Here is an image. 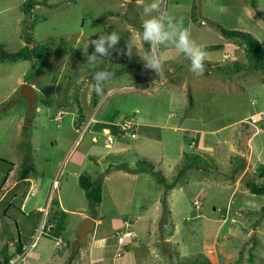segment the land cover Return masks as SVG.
I'll return each instance as SVG.
<instances>
[{
	"label": "rangeland",
	"instance_id": "obj_1",
	"mask_svg": "<svg viewBox=\"0 0 264 264\" xmlns=\"http://www.w3.org/2000/svg\"><path fill=\"white\" fill-rule=\"evenodd\" d=\"M27 1L37 2L28 13ZM164 8L183 19L205 49L202 76L161 46L163 69L148 81L140 57L124 54L125 40L145 19L138 0H0V44L8 53L29 45L30 33L35 43L50 44L32 59L0 61V261L16 251L20 236L25 246L35 245L26 255L15 254L16 264H90L98 230V236L118 237L113 227L125 228L126 220L142 214L151 222L161 208L160 239L152 253L139 254L142 264H208L207 258L212 264H264V195L247 187L264 164V67L255 68L245 44L220 29L250 33L264 44V0H165ZM112 31L121 35L120 51L89 65L83 48ZM62 40L66 45L58 44ZM97 70L114 74L99 95L92 82ZM26 84L37 94L34 111L22 96ZM131 119L135 129L107 140L104 121L128 126ZM30 167L31 189L22 180ZM81 174L102 184L100 203L86 198ZM4 183L11 191L1 199ZM39 205L44 209L36 210ZM54 214L64 215L63 238L45 228ZM87 217L104 224L72 258ZM139 235L141 243L150 240Z\"/></svg>",
	"mask_w": 264,
	"mask_h": 264
},
{
	"label": "clouds",
	"instance_id": "obj_2",
	"mask_svg": "<svg viewBox=\"0 0 264 264\" xmlns=\"http://www.w3.org/2000/svg\"><path fill=\"white\" fill-rule=\"evenodd\" d=\"M138 3L142 5L145 17L142 23V30L137 34L128 36L125 40L124 54L131 58L133 53H135L140 57L143 67L147 70L155 71L157 75L162 71L164 65V59L157 49L161 46L172 48L177 54L182 55L190 62L189 71L195 77L202 76L205 72L206 51L202 45L193 39L190 30L185 27L183 19L176 18L164 8L165 0H150L146 4L144 0H138ZM120 41L121 35L118 31L100 34L96 39L88 41L83 48L87 63L95 66L104 60V58L109 57L112 50L120 51L117 49ZM89 43L94 48L91 54L88 53ZM144 44L151 45L153 50L142 53L141 49ZM113 75L108 70H97L93 72V88L98 95L103 94L106 85L113 78ZM108 129L104 128L103 130ZM107 134H109L108 137H111L112 131L110 130ZM132 236L133 232L129 230L120 235L118 240L120 243H124L126 238ZM120 237H123V241H120ZM26 248H23V253H25ZM13 260H11L10 264H12Z\"/></svg>",
	"mask_w": 264,
	"mask_h": 264
},
{
	"label": "trees",
	"instance_id": "obj_3",
	"mask_svg": "<svg viewBox=\"0 0 264 264\" xmlns=\"http://www.w3.org/2000/svg\"><path fill=\"white\" fill-rule=\"evenodd\" d=\"M255 5V2L253 3ZM37 5V2L34 1H27L24 4V9L28 12H30L35 6ZM223 34L231 39L239 40L240 43L245 44V49H246V54L249 58V60L254 61L256 64H254L255 68L259 67H264V65H260L261 63L264 64V44L254 36H252L250 33H246L244 31L240 30H234V29H226V28H220ZM28 43L29 45L24 46L22 49L15 53H8L7 50L4 48L2 44H0V61L1 60H13L17 61L19 59H24V60H29L32 59L33 57H36L40 55L46 47L50 46V44L47 43H35L34 39L32 38V34L30 33L28 35ZM55 42H52L51 44H54ZM58 44L60 45H66V42L64 40L60 41ZM32 45V46H31ZM146 48H149L151 45L145 44ZM235 69L236 71H240L242 64L239 62H235ZM24 96V95H22ZM96 105H97V100ZM95 105V106H96ZM125 122V121H124ZM100 124V123H99ZM105 124L102 126L101 129L104 128H110L112 131V134H117L120 131L126 132L127 130L134 129V124L131 123L130 127H125L126 130H123V123L120 124H113V123H103ZM97 125V124H96ZM193 142H198L196 140H192ZM187 156H190V154L186 153ZM191 157V156H190ZM195 157L194 160H199L200 155L193 156ZM145 163H147V160H144ZM141 163V162H140ZM138 163V165H140ZM149 163V162H148ZM154 168V165H152ZM32 167V166H31ZM29 168L25 170V173L23 175L24 178H28L30 172L33 170V168ZM138 172L143 171V169L138 168ZM153 172H155L153 170ZM156 173V172H155ZM160 180L162 183H165L168 187L172 183H168L166 181V178L164 175H161ZM177 183V182H176ZM175 183V184H176ZM79 185L84 189L85 196L88 200L94 203H100L102 201V184L94 181L91 176L87 174H81L79 176ZM167 187V188H168ZM247 187L250 189V191L254 194L258 195H264V164H260L253 176L252 179L247 181ZM60 205V204H59ZM262 209L264 210V206H262ZM169 213L171 211L169 210ZM62 214V213H61ZM66 224V221L64 219V215H52L50 216L48 223L46 224L45 228L48 230L47 232L49 233L50 236L56 237V238H63V231H64V226ZM18 246L16 251L13 254H8L3 261H0V264H10L11 260L13 259V256L16 254H20L23 252V243L21 240L18 241ZM65 242V241H64ZM65 244V243H63ZM68 244V243H67ZM208 264H212L211 261L207 258ZM199 264H205L204 261L200 262Z\"/></svg>",
	"mask_w": 264,
	"mask_h": 264
},
{
	"label": "crops",
	"instance_id": "obj_4",
	"mask_svg": "<svg viewBox=\"0 0 264 264\" xmlns=\"http://www.w3.org/2000/svg\"><path fill=\"white\" fill-rule=\"evenodd\" d=\"M142 74L144 77H146V74L143 71H142ZM144 77H142V78H144ZM140 82H142V81H140ZM128 88H132V90H134V89L137 90L139 88L142 89L141 87L136 88L134 86H131V87L129 86ZM99 101L100 100L98 99V103H99ZM98 103H97V106H98ZM104 122H106V121H104ZM131 122L134 124V129H135L136 128L135 121L133 119H131ZM109 130H111V129L109 128ZM22 180L24 182H30L31 183L30 189L32 188V178H30V177L24 178V179L22 178ZM18 184H19V182H17L14 185V187ZM4 186L6 187L5 183L2 187V189H4V190L6 189V191L2 193L1 199L5 198L7 196V194L10 193V191H11L10 188L7 189V188H4ZM30 189L26 193V195L24 196V199L22 200V204L20 205V209L23 211L27 208L28 204L30 203V201H29L30 200V198H29ZM13 195L17 196L16 193ZM43 209H44V207H42L41 205H39L36 208V210H40V211ZM157 210H158V214H156V216L153 217L151 222L149 221V219L142 218V216L144 217V215L142 214V215L136 216L135 221L130 222L129 220H126L124 222L125 228L113 227V228H115V232L118 233V237H119L123 233L129 231L128 227L134 226L135 223H138L137 230H135V231L132 230L133 236L128 237V241L126 238L124 243H120L118 240V237H114V238L110 237V235H108L107 233L106 234L102 233V234H100V236H98V234L100 233L98 230L97 234H95V236H94V238L90 244V248H91L90 249V256H91L90 264H142L141 262H144V259L142 261H140L142 258H139V254H143V252L146 249L152 253L155 250V247H154L155 241L157 242L160 239V235H158V231L160 229L158 222H159V218L161 215V208L160 209L157 208ZM140 220H142V221L140 222ZM102 224H104L102 219H97L95 229H96L97 225H102ZM122 229H124L125 231L122 232ZM101 232H103V231H101ZM140 232L142 233V236L144 234L146 236H149L150 240L146 243H141L140 242V240H141L140 236L141 235H139ZM19 240H21L20 236H19ZM75 240H76V238L74 239V241ZM136 240H138V242H136ZM21 242H22V240H21ZM56 243L58 245H61L65 242L63 240V243H62L61 240H58ZM10 246L11 247L14 246V242H11ZM25 247H27V246L24 245L23 248H25ZM23 252H24V250H23ZM22 253H20V254H22Z\"/></svg>",
	"mask_w": 264,
	"mask_h": 264
},
{
	"label": "water",
	"instance_id": "obj_5",
	"mask_svg": "<svg viewBox=\"0 0 264 264\" xmlns=\"http://www.w3.org/2000/svg\"><path fill=\"white\" fill-rule=\"evenodd\" d=\"M139 68L146 74V79L148 81L153 80L156 76V72L152 70H147L143 66ZM22 94L26 96L28 104L31 108V111H34V106L37 101V94L34 87L26 84L22 88ZM96 226V220L92 217H87L83 223L78 227L77 239L73 243L72 258L79 252L80 248L83 245H86L89 241V233L94 231Z\"/></svg>",
	"mask_w": 264,
	"mask_h": 264
},
{
	"label": "built area",
	"instance_id": "obj_6",
	"mask_svg": "<svg viewBox=\"0 0 264 264\" xmlns=\"http://www.w3.org/2000/svg\"><path fill=\"white\" fill-rule=\"evenodd\" d=\"M252 122L256 123L255 120L254 121L252 120ZM125 127H130V125L129 124H128V126H127V124L123 125V130H126ZM108 141L111 142L112 141V138L109 137ZM120 241H123V237H120ZM34 245H35V242H32L31 245L25 249V253L24 254H27L28 251L30 250V248H32ZM12 264H15V261L14 260L12 261Z\"/></svg>",
	"mask_w": 264,
	"mask_h": 264
}]
</instances>
